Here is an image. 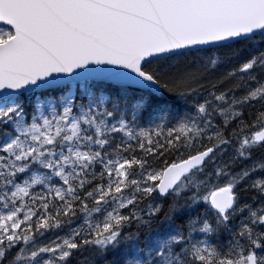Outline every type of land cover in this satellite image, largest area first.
Masks as SVG:
<instances>
[{"label":"snow or ice","instance_id":"6c2138e0","mask_svg":"<svg viewBox=\"0 0 264 264\" xmlns=\"http://www.w3.org/2000/svg\"><path fill=\"white\" fill-rule=\"evenodd\" d=\"M0 264H264V0H0Z\"/></svg>","mask_w":264,"mask_h":264}]
</instances>
